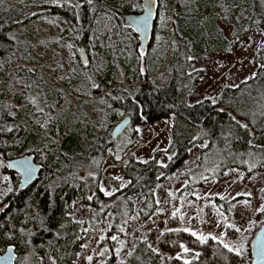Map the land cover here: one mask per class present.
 <instances>
[{"label": "trees", "instance_id": "16d2710c", "mask_svg": "<svg viewBox=\"0 0 264 264\" xmlns=\"http://www.w3.org/2000/svg\"><path fill=\"white\" fill-rule=\"evenodd\" d=\"M73 1V7L64 13L71 26L66 32L70 35L73 30L81 34L80 44L86 47L93 46L91 30L100 13L123 15L132 8H118V2L124 0H92L91 4L88 0ZM244 1L251 4H241ZM159 3L166 5L168 18L172 11L177 13L171 21V53H164L168 60L162 74L163 65L157 60L161 53L146 55L143 74L138 65L142 58L140 50L137 47L131 48V52L123 50L119 41L114 50H102L106 54L105 62L91 67L79 63L80 72L64 80L67 90L80 97H104L96 104L103 103L101 107L106 110L105 133H102L104 126L85 110L89 104L84 101H81L83 112H75L68 121L66 110L57 111L58 99L51 97L52 88L47 81H42V73L31 68L23 55L15 57L21 26L29 13L23 12L20 17L9 11L0 13V159L7 163L26 154L38 158L36 145L41 137L31 127L38 116L46 118V136L53 143L58 140L55 150L43 153L44 157L38 160L43 166L39 181L28 189H21L16 182L0 219V255L14 246L18 255L16 264H42L46 258L55 264H78L92 236V233L84 235L79 223L67 215L69 204L80 199L90 208L95 229L100 230L107 214L113 217L107 233L111 255L104 264H166L164 253L177 254L172 264H242L239 256L229 252L218 240L209 238L201 242L182 232H169L161 238L163 253L153 249L145 237L138 239L124 259L117 252L119 240L124 238L134 215L142 224L155 216L158 186L188 160L196 145H203L198 164L194 170L182 174L192 187L202 185L204 180L222 177L229 170H242L246 174L264 172V42L258 52L260 67L253 78L236 88H225L215 103L208 99L190 103V97L205 76V71L195 69L196 59L232 50L220 21L233 27L237 49L248 31L258 29L264 36V0H159ZM37 10L40 8L34 11ZM220 11H223L221 15ZM164 34L167 36V29ZM189 56L193 59L189 60ZM89 82L92 88L85 92V84ZM120 85L128 88H116ZM14 88L18 90L13 95L17 103L26 101L32 106L31 97L36 96L45 105V111L39 115L34 105L28 117L22 112L15 113L12 104L7 103ZM127 117L132 119L126 130L130 136L125 139L124 132L113 138V129ZM169 117L173 118V124L167 151L158 152L146 162L128 156L138 142V133L134 131L138 124ZM76 119L80 122L76 123ZM164 154L171 156L166 166L160 163ZM108 159L113 164L125 162L123 176L128 182L122 188L118 181L110 180L115 190L111 198H105L100 190L102 168ZM83 169H92L95 174L87 180L80 179ZM201 172L202 180L195 181L193 176ZM105 201H108L107 207L102 209ZM221 202L216 200L219 205ZM21 227L24 233L19 231ZM112 236L117 240H112ZM183 243L191 250L181 251Z\"/></svg>", "mask_w": 264, "mask_h": 264}, {"label": "rangeland", "instance_id": "374dc122", "mask_svg": "<svg viewBox=\"0 0 264 264\" xmlns=\"http://www.w3.org/2000/svg\"><path fill=\"white\" fill-rule=\"evenodd\" d=\"M74 3L73 0H58L57 3H53V0H4L0 2V13L9 11L16 17H20L23 12L29 13L27 21L21 26V38L16 47L15 57L23 55L24 59L29 61L31 68L43 74V76L40 75L41 78L43 77L42 81H47L52 88H49L52 93L51 97H54L55 101L58 99L57 102H59L58 106L55 102L52 103V106H56L58 112L66 110L69 121L74 117L75 112H83L84 106L81 101L88 103L89 106L85 110L93 115V120L100 122V126H104L102 133H105L108 129L106 127L108 123L106 110L101 107L103 103L96 104L98 101H103L104 97L95 99L80 97L74 91L67 90L64 80L71 79L80 72L79 63L82 62L79 52L83 47L86 49L88 57V62L84 65L86 67L105 62L106 54L103 51L114 50L119 41H122L123 50L131 52L130 49L135 47L140 50L137 36L132 29L124 25V21L129 14L142 13V0H124L120 4L118 2V8L132 7L129 13L123 15L115 13L110 16L100 13L91 30L92 47L81 45L82 35L74 33L73 30L72 34L67 35L66 31L71 30V26L65 19L64 13L68 12L69 7H73ZM241 4L250 5L251 1H244ZM157 7V19L150 48L146 53H142L140 50L142 58L139 59L138 65L143 74L146 71V55L150 57L157 52L161 53L160 56H157V60L163 65V70L160 72L162 74L167 68L168 60V58H164V53L167 52L168 55L171 53V21L177 13L172 11L168 18L166 5H160L157 0ZM36 8H40V11H34ZM221 13L223 11H220L219 15ZM220 28L230 40L232 50L226 54L215 53L196 59L195 69L205 71V76L190 97L191 104H197L207 99L216 102L225 88L238 87L241 83L253 78L260 67L258 52L264 42V36L259 33L258 29L244 33L240 46L236 49L234 48L236 39L233 36V27L220 21ZM165 29H167V36L164 34ZM99 47L101 48L100 52L98 51ZM111 53L114 54L112 51ZM87 79L90 80V75ZM91 85L93 84L90 82L88 85L85 84L84 91L92 88ZM116 88L126 90L128 87L120 85ZM17 91L14 88L12 95L7 100V103L12 104L15 113L22 112L23 115H30L34 105H37L36 112L38 114L42 113L38 111V108L45 111V105L39 102V98L36 96L31 97L30 101H36V104H32V106L25 103L26 101L17 103L16 100H13V95ZM79 92H81L80 89ZM79 107L82 109L79 110ZM120 117L122 118L123 115L121 114ZM37 118L31 127L35 135L41 137L36 145V150L39 153L36 158L38 162L43 153L48 151L52 153L55 150L58 140L53 143L46 136V118H42V116ZM78 122L80 121L76 119V123ZM172 124V117L155 123L138 124L134 129L138 133V142L130 150L128 156L133 155L138 161L146 162L153 159L158 152L167 151L171 143ZM130 134L127 131L124 134L125 139ZM202 147L203 145H196L188 160L172 176L160 183L156 191L158 211L155 216L144 224L138 220L137 215L132 217L131 225L125 231L124 238L119 240V253L122 259L131 253L140 237L148 239L153 249L163 253L160 241L166 233L182 232L192 235V232H195L197 235L192 236L198 239L199 235H204L207 238L204 241L213 236L218 237V241L223 240L230 245H238L240 241H243L244 249L239 258L242 264H253L251 249L255 237L264 223L262 221L264 212L259 211L264 208V172L246 174L242 170H229L222 177L204 180L202 185L192 187L188 180L182 178V174L196 168ZM170 159L171 156L164 154L160 161L161 165L166 166ZM124 169L125 162L113 164L110 159L105 162L100 182V190L103 189L101 191L105 198L115 195L110 180L118 181L122 188L127 186L128 182L124 180L123 176ZM202 173L194 175L193 179L195 181L202 180L200 178ZM94 174L92 169H83L79 173V177L87 180ZM205 178L203 177V179ZM16 182H20L19 175L9 171L7 163L0 159V209L2 211L7 209V200L15 190ZM9 188H12L13 191L9 192ZM91 195L93 194L91 193ZM217 199L223 201L222 204H217ZM107 204L108 201H105L102 209H105ZM90 213V208L83 205L80 199L68 206L67 215L73 221H79L82 233L84 235L92 233L89 243L83 248L78 264H104L111 255L107 233L111 230L113 217L110 213L105 218L103 217L101 228L97 230L93 226ZM185 228L190 231H184ZM237 228L240 230L236 231ZM121 241L123 243H120ZM183 245L188 251L191 250V247L186 243ZM181 251L184 250L181 248ZM164 255L166 264H172L177 254L164 253ZM88 256L92 257L91 261L87 259ZM52 263L49 258L42 260V264Z\"/></svg>", "mask_w": 264, "mask_h": 264}, {"label": "water", "instance_id": "95a60500", "mask_svg": "<svg viewBox=\"0 0 264 264\" xmlns=\"http://www.w3.org/2000/svg\"><path fill=\"white\" fill-rule=\"evenodd\" d=\"M148 0H142V13L141 14H129L126 16L124 25L134 32L137 36L140 44V50L142 53H146L150 48L152 36L155 30V24L157 19V0H151V16L147 20L146 26H137V21L143 20L147 15V12L144 10L145 4ZM81 62L86 64L88 62V57L86 55V49L82 48L79 52ZM132 119L127 117L120 121V123L113 129L112 137H120L126 130L130 127ZM7 166L9 171L14 172L20 177V188L28 189L33 184L39 181L40 175L43 170V166L37 162V159L34 155H25L19 158L11 159L7 161ZM31 172V175H28V172ZM4 211L0 209V219L2 218ZM264 222V218H262ZM264 242V223L261 226V229L257 233L252 249L251 257L253 264H264V260L259 257L260 245ZM11 248L12 252L9 253L8 249ZM11 256V259H5L6 257ZM17 251L14 246L8 247L3 254L0 255V264H16L17 261Z\"/></svg>", "mask_w": 264, "mask_h": 264}, {"label": "snow or ice", "instance_id": "6c2138e0", "mask_svg": "<svg viewBox=\"0 0 264 264\" xmlns=\"http://www.w3.org/2000/svg\"><path fill=\"white\" fill-rule=\"evenodd\" d=\"M57 2H58V0H53V3H57ZM88 2H89V4H91L92 0H88ZM151 8H152L151 0H148V2H147V3L145 4V6H144V10L147 12V15L143 18V20H141V21H137V22H136L138 27L146 26V24H147V20H148V18L151 16ZM188 59L191 60V59H193V58H192L191 56H189ZM31 102H32L33 104H36V101H35V100H32ZM213 102L215 103V100H213ZM38 111L43 112V109H42V108H38ZM242 127H245V128H246L247 125H242ZM117 159H119V157H117ZM28 175H29V176L31 175V172H30V171L28 172ZM101 190H103V189H101ZM8 191L11 192V191H13V189H12V188H9ZM106 194H110V193H106ZM259 211L264 212V208L259 209ZM77 223H79V221H77ZM230 226H231V225H230ZM121 230H123V229H121ZM239 230H240V229H238V228L236 229V231H239ZM19 231H20L21 233H24V232H25V229H24L23 227H21V228L19 229ZM184 231H190V229L185 228ZM192 235H193V236H196L197 233L192 232ZM10 238H11V237H10ZM197 238L200 239L201 241H204V240L207 239L204 235H199ZM211 238H212L213 240H217V239H218V237H216V236H213V237H211ZM111 239H112V240H117V237H116V236H112ZM219 242L222 243L223 246H224V248H226L229 252H235L236 255H238V256H240V255L242 254V252H243V249H244V242H243V241H240L238 245H230V244L224 242L223 240H221V241H219ZM120 243H123V242L121 241ZM85 246H86V245H85ZM180 247H181L185 252L188 251V249H187L183 244H181ZM8 251H9V253H11V252H12V249L9 248ZM117 252H119V249H117ZM258 255H259V257H260L262 260H264V242H262L261 245H260V251H259V254H258ZM5 259H11V256L6 257ZM87 259H88L89 261H91L92 257H91V256H88ZM53 264H55L54 261H53Z\"/></svg>", "mask_w": 264, "mask_h": 264}]
</instances>
